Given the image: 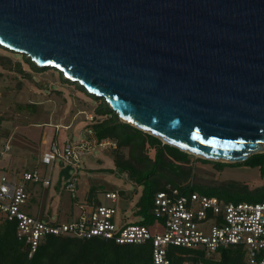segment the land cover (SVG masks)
<instances>
[{"label":"water","instance_id":"1","mask_svg":"<svg viewBox=\"0 0 264 264\" xmlns=\"http://www.w3.org/2000/svg\"><path fill=\"white\" fill-rule=\"evenodd\" d=\"M0 45L183 151L264 153V0H0Z\"/></svg>","mask_w":264,"mask_h":264},{"label":"built area","instance_id":"2","mask_svg":"<svg viewBox=\"0 0 264 264\" xmlns=\"http://www.w3.org/2000/svg\"><path fill=\"white\" fill-rule=\"evenodd\" d=\"M89 119L91 123L87 125L84 136L76 140L68 139L61 144L48 135L42 154V162L47 165L59 162L62 169L71 166L65 187L75 200L77 214L72 211L67 219L61 220L33 212L28 184L41 183L43 188L52 184L51 177L43 176L37 168L25 169L19 176L3 174L1 177L0 225L5 221L16 223L18 237L29 245L30 256L46 237L69 235L99 237L120 244L151 241L154 264H170V245L203 248L210 253L242 245L246 249L247 264H264V199L234 201L199 191L183 193L169 183L156 193L153 207L156 222L153 225L118 222V211L114 205L78 201L73 176L76 170L81 169L83 156L117 146L115 139L99 138L92 127L94 116ZM9 148V145L5 146V150ZM119 196V192L108 191L105 197L117 203ZM154 229H162L163 232H154Z\"/></svg>","mask_w":264,"mask_h":264},{"label":"rangeland","instance_id":"3","mask_svg":"<svg viewBox=\"0 0 264 264\" xmlns=\"http://www.w3.org/2000/svg\"><path fill=\"white\" fill-rule=\"evenodd\" d=\"M0 54L10 59L0 63V183L3 174L19 176L25 169L37 168L43 176L51 177L52 184L49 188H43L41 183L32 184L33 195L39 199V204L32 205L33 212L48 218L67 219L70 212L78 213V207L65 187L66 180L58 186L62 164L47 165L42 162L46 147L44 140L48 135L59 136L63 142L82 137V133L79 135L74 127L68 129V126L86 129L91 123L89 117L95 116L94 109L99 102L81 91L78 82L68 79L56 68L39 66L41 69L35 70L26 62L24 54L1 47ZM6 145L10 148L5 150ZM112 151L111 148L95 150L83 156L81 169L76 170L73 176L76 198L81 202H90V190L94 188L95 198L117 208L118 222H138L142 216L137 213V202L143 187L136 186L123 171L117 172ZM192 155L199 180L235 181L248 184L250 189L264 184V175L259 168L244 165L219 168L213 162L217 160L202 162L199 159L206 158ZM108 191L119 192L117 203L106 199ZM154 232L163 230L154 229Z\"/></svg>","mask_w":264,"mask_h":264},{"label":"trees","instance_id":"4","mask_svg":"<svg viewBox=\"0 0 264 264\" xmlns=\"http://www.w3.org/2000/svg\"><path fill=\"white\" fill-rule=\"evenodd\" d=\"M0 47L10 51L1 45ZM22 56L35 70L41 69L30 57ZM5 59L10 60L7 55L0 54V63ZM78 85L81 91L99 102L94 109L95 120L92 123L97 136L101 139L111 138L117 141V146L112 148L117 172L121 168L136 186L143 187L137 202V213L142 216L138 223L153 225L156 222L153 213L154 199L156 193L165 189L169 183L178 187L183 193L199 191L234 201L264 199V184L256 189H250L248 184L235 181L199 180L197 167L192 159L194 155L122 121L109 102ZM199 160L211 162L210 159ZM213 162L219 168L227 165L259 168L264 175V153H255L239 162ZM32 184H28L31 192V207L33 203L39 204V199L33 195L34 184ZM94 191V188L90 190L89 201L97 205L103 204L102 199L94 197ZM43 216L48 217L44 214ZM168 257L170 264H247L246 249L242 245L221 248L212 253L203 248L170 245ZM0 264H154L153 243L148 241L142 244H120L99 237L50 235L30 256L29 245L18 237L16 223L5 221L0 225Z\"/></svg>","mask_w":264,"mask_h":264},{"label":"crops","instance_id":"5","mask_svg":"<svg viewBox=\"0 0 264 264\" xmlns=\"http://www.w3.org/2000/svg\"><path fill=\"white\" fill-rule=\"evenodd\" d=\"M69 128L68 129H71V128H73L74 127V129L73 130H75V132H79V135H81V133L83 134V136H84V134H85V130L86 129H84V130H79L78 128H76L75 126H68ZM54 139H56L57 141H59L60 143H62L63 141H61V139H60V137L59 136H57V137H54Z\"/></svg>","mask_w":264,"mask_h":264},{"label":"bare ground","instance_id":"6","mask_svg":"<svg viewBox=\"0 0 264 264\" xmlns=\"http://www.w3.org/2000/svg\"><path fill=\"white\" fill-rule=\"evenodd\" d=\"M125 120H126V118L125 117H123ZM263 146H264V144H262Z\"/></svg>","mask_w":264,"mask_h":264}]
</instances>
